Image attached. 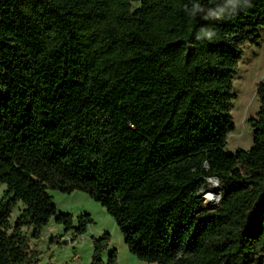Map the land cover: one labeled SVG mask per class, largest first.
Returning a JSON list of instances; mask_svg holds the SVG:
<instances>
[{
	"label": "trees",
	"instance_id": "1",
	"mask_svg": "<svg viewBox=\"0 0 264 264\" xmlns=\"http://www.w3.org/2000/svg\"><path fill=\"white\" fill-rule=\"evenodd\" d=\"M195 2L0 0V264H40L31 239L53 218L76 238L94 223L75 226L51 190L87 193L146 264H264V80L252 148L227 149L264 0L215 20L227 0H198L194 18ZM212 178L221 200L204 210ZM110 241L93 238L90 264H117Z\"/></svg>",
	"mask_w": 264,
	"mask_h": 264
},
{
	"label": "rangeland",
	"instance_id": "2",
	"mask_svg": "<svg viewBox=\"0 0 264 264\" xmlns=\"http://www.w3.org/2000/svg\"><path fill=\"white\" fill-rule=\"evenodd\" d=\"M134 6H139V3H135ZM259 33L261 46L246 45L243 48V58L238 65L234 79L236 81L234 92L237 94L232 109L235 131L229 135L227 145V149L233 152L239 149L249 150L253 146V130L248 121L256 117L260 108L257 87L264 80V27ZM209 181L206 189L209 187ZM206 189L201 192L203 199ZM5 190V186L0 188V199ZM50 194L53 196L59 213L73 215L75 226L77 218L83 214H90L94 223L88 227L86 234L76 238L73 231L65 232V228L56 224L53 218L43 230L40 241L31 239V248L41 253L40 264H90L93 256V238H99L105 233L111 236L109 249L104 254L105 259L110 250L116 249L117 264H146L129 251L114 218L87 193L75 191L71 194H63L51 190ZM216 206L206 205L204 200L202 208L213 210ZM22 210L21 204L14 207L11 215L12 224H15ZM25 231L31 236L32 230Z\"/></svg>",
	"mask_w": 264,
	"mask_h": 264
},
{
	"label": "clouds",
	"instance_id": "3",
	"mask_svg": "<svg viewBox=\"0 0 264 264\" xmlns=\"http://www.w3.org/2000/svg\"><path fill=\"white\" fill-rule=\"evenodd\" d=\"M250 0H227V3L224 8L219 10H214L212 8L207 9V15L204 16L205 20H215L222 19L225 15L232 14L234 15L237 9L241 7H250ZM185 10L188 11L187 5L185 6ZM205 12V8L201 5V3L195 2L192 5V9L190 15L192 17L200 16V14ZM216 35L215 31L207 26L201 27L199 31L196 33L197 40H209L211 41Z\"/></svg>",
	"mask_w": 264,
	"mask_h": 264
},
{
	"label": "bare ground",
	"instance_id": "4",
	"mask_svg": "<svg viewBox=\"0 0 264 264\" xmlns=\"http://www.w3.org/2000/svg\"><path fill=\"white\" fill-rule=\"evenodd\" d=\"M234 83H236V81ZM219 184L220 183L215 179H211L209 181V187L204 191V200L206 205L213 207L220 201L219 191L221 185L219 186Z\"/></svg>",
	"mask_w": 264,
	"mask_h": 264
},
{
	"label": "water",
	"instance_id": "5",
	"mask_svg": "<svg viewBox=\"0 0 264 264\" xmlns=\"http://www.w3.org/2000/svg\"><path fill=\"white\" fill-rule=\"evenodd\" d=\"M212 179H215L217 182H219L218 178H212ZM220 189H221V187H220ZM219 195H220V200H221V191H219Z\"/></svg>",
	"mask_w": 264,
	"mask_h": 264
}]
</instances>
